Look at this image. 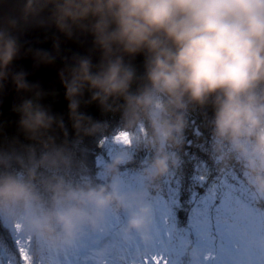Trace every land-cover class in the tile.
I'll return each mask as SVG.
<instances>
[{"label": "clouds", "instance_id": "obj_1", "mask_svg": "<svg viewBox=\"0 0 264 264\" xmlns=\"http://www.w3.org/2000/svg\"><path fill=\"white\" fill-rule=\"evenodd\" d=\"M33 26L55 27L68 39L93 38L88 55L62 58L71 136L63 116L41 103L48 93L12 70L22 54L18 34ZM29 53L37 65L54 63L59 40L53 51ZM138 55L143 72L133 63ZM9 79L31 95L13 106L28 143L17 136L0 145V224H18L33 239L35 255L41 245L63 251L85 230L99 231L110 210L126 211V233L148 241L151 206L143 192L121 190L120 170L135 161L133 149L150 153L142 175L148 189L158 190L182 167L191 113L209 106V161L218 173L238 166L264 199V0H16L0 15V91ZM92 102L119 113L120 131L132 138L100 169L107 182L71 174L86 167L83 139L107 128L80 111Z\"/></svg>", "mask_w": 264, "mask_h": 264}, {"label": "snow or ice", "instance_id": "obj_2", "mask_svg": "<svg viewBox=\"0 0 264 264\" xmlns=\"http://www.w3.org/2000/svg\"><path fill=\"white\" fill-rule=\"evenodd\" d=\"M99 144L107 149L106 156L96 155V168L72 175L107 182L100 169L114 152L112 145H131L132 138L118 131L111 142L103 137ZM133 151L138 166H124L118 179L123 192H143V202L151 206L148 241L126 233L127 212L121 210H110L103 228L85 230L72 247L52 251L41 245L39 255L18 224H0V264H264V199L255 196L239 168L233 166L221 176L210 161L186 153L182 167L163 178V187L154 192L142 175V162L150 153Z\"/></svg>", "mask_w": 264, "mask_h": 264}, {"label": "trees", "instance_id": "obj_3", "mask_svg": "<svg viewBox=\"0 0 264 264\" xmlns=\"http://www.w3.org/2000/svg\"><path fill=\"white\" fill-rule=\"evenodd\" d=\"M136 67L139 72H143L144 70L143 65H136ZM46 93L48 94L43 97L41 103L44 104L45 106L50 107L53 113L60 114L63 116L64 120L68 124V131L71 136L73 130H72L71 122L68 117V100L65 97V90L60 92H46ZM88 97L89 94L85 92L84 99L87 100ZM80 111L86 113L95 120L107 122V128L104 131L103 136L97 135V136L85 137L80 145V147L85 152L86 167L89 169H95L96 155L105 154L106 156L107 146H105V148L102 149L100 147L99 141L103 139V137H108L109 141L111 142V137L115 135L116 129H122L120 128L121 127L120 115L119 113L103 112L100 106L98 105V103L96 102H92L89 104L82 103L80 107ZM211 112L212 109L209 106L204 109H197L196 111L191 113L190 115L191 126L186 133V141L183 149L184 160H187L188 158L185 155L187 153L189 155H195L198 158L209 161L206 151H203L202 149L206 148L207 139L209 135V130L207 127L204 126V121L211 116ZM18 119H19L18 113L13 111V109L0 113V145L6 146L8 141H10L13 137H17V136L23 143H28V141L25 140L23 134L19 132L18 124H17ZM58 134L62 138V134L59 133V130H58ZM188 141H191L190 145ZM112 147L116 148V145L113 144ZM141 153L143 152L141 151ZM127 166L136 167L138 166V162L135 159L133 163ZM236 167L239 168L238 166ZM190 168L191 165H189V169ZM216 173L221 176L225 174V173H218L217 170ZM162 187L163 185L160 182V188ZM155 191L157 190H154V192ZM178 216L180 221L183 223L185 221V213L181 211L178 213Z\"/></svg>", "mask_w": 264, "mask_h": 264}, {"label": "water", "instance_id": "obj_4", "mask_svg": "<svg viewBox=\"0 0 264 264\" xmlns=\"http://www.w3.org/2000/svg\"><path fill=\"white\" fill-rule=\"evenodd\" d=\"M15 4L16 0H0V15L12 11ZM18 35L22 45V54L13 61L12 70L26 72L27 80L30 83L39 85L45 92H58L65 89L59 76L60 70L65 66L62 58L70 59L74 54L88 55L93 46L91 35H80L78 38L68 39L62 33H59L55 27L33 26ZM55 40H59L60 43V56L57 57L54 63L37 65L30 53L24 54L29 49L53 51ZM92 59L93 63H96L99 59V53H93ZM143 61L144 57L138 55L133 63L139 65ZM30 95L27 92H18L11 79H9L5 83L4 89L0 91V113L13 109V106L19 104L22 98H27Z\"/></svg>", "mask_w": 264, "mask_h": 264}, {"label": "rangeland", "instance_id": "obj_5", "mask_svg": "<svg viewBox=\"0 0 264 264\" xmlns=\"http://www.w3.org/2000/svg\"><path fill=\"white\" fill-rule=\"evenodd\" d=\"M139 65H143V62L142 63H140ZM65 90V89H64ZM61 91H63V90H61ZM58 92H60V91H58ZM65 121V120H64ZM65 124H66V126H67V128H68V124H67V122L65 121ZM120 130H122V129H116V133L118 132V131H120ZM115 133V134H116ZM161 264H163V261H161Z\"/></svg>", "mask_w": 264, "mask_h": 264}]
</instances>
